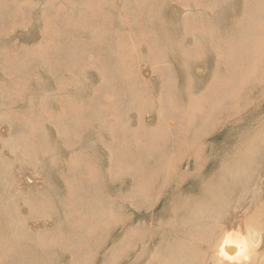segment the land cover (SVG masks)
<instances>
[{
	"label": "rangeland",
	"instance_id": "obj_1",
	"mask_svg": "<svg viewBox=\"0 0 264 264\" xmlns=\"http://www.w3.org/2000/svg\"><path fill=\"white\" fill-rule=\"evenodd\" d=\"M258 1L1 2L0 65L9 61V68L0 72V87L7 82L0 89V195L8 207L7 221L0 216L8 226L0 234V264H209L210 241L236 233L243 212L245 226L264 230V0ZM173 7L183 17L175 19ZM94 15L105 25L97 32L88 20ZM161 19L170 30L165 35ZM103 37L106 51L86 47ZM114 49L119 54L112 56ZM193 61L206 64L207 74L198 76ZM116 62L112 74L106 68ZM69 101L88 104L90 125L78 136L73 123L57 140L49 114H67ZM98 112L103 116L94 118ZM155 135L160 140L149 138ZM24 176H35V184ZM68 189L76 191L74 207ZM89 199L103 201L88 218L91 230L99 228L91 241L79 236Z\"/></svg>",
	"mask_w": 264,
	"mask_h": 264
},
{
	"label": "bare ground",
	"instance_id": "obj_2",
	"mask_svg": "<svg viewBox=\"0 0 264 264\" xmlns=\"http://www.w3.org/2000/svg\"><path fill=\"white\" fill-rule=\"evenodd\" d=\"M258 1V0H257ZM261 1V0H260ZM1 2H3V0H0V5L2 4V6H3V3H1ZM9 2V1H8ZM245 2V1H244ZM259 2V1H258ZM23 3V2H22ZM134 3V2H133ZM247 4V3H246ZM212 5V4H211ZM10 7V6H9ZM156 8V7H155ZM134 9V8H133ZM173 10H174V14L173 15H177V16H175L174 18L175 19H178V18H181V17H183L180 13L182 12V9H180L179 7H173ZM133 11V10H132ZM135 11H138V9L137 10H135ZM152 11V10H151ZM157 12V11H156ZM216 13H217V11H215ZM215 13V14H216ZM145 14V13H144ZM180 14V15H179ZM210 14V13H209ZM214 14V13H213ZM219 14V13H218ZM216 15V16H219V15ZM150 17V16H149ZM157 17V16H156ZM172 17V16H171ZM170 17V18H171ZM90 19H92V16L91 17H89ZM95 18H96V16H95ZM173 18V19H174ZM220 18H221V16H220ZM143 19V18H142ZM146 19V18H145ZM217 19V18H216ZM94 20V19H93ZM92 20V21H93ZM153 20V19H152ZM180 20V19H179ZM91 21V22H92ZM161 21V25H160V27H159V32L161 33V34H163V35H165V34H167V32L168 31H170V30H167L166 31V29H165V25H164V20H160ZM183 21V20H182ZM182 21H180L182 24H183V22ZM125 22V21H124ZM215 22V21H214ZM217 23V22H216ZM261 24H263V23H261ZM93 25H97V29H96V31L95 32H97V31H99L101 28H103L105 25L104 24H100V23H98L97 22V24H93ZM221 26V25H220ZM86 27V26H85ZM88 27V26H87ZM175 27H177V26H175ZM174 27V28H175ZM222 27V26H221ZM236 27V26H235ZM168 28V27H167ZM171 29L173 28V27H170ZM169 28V29H170ZM173 28V29H174ZM178 28V27H177ZM176 28V29H177ZM104 29V28H103ZM128 29V28H127ZM175 29V30H176ZM87 30V29H86ZM175 30H173V31H175ZM179 30V29H178ZM103 31V30H102ZM92 32V31H91ZM94 32V31H93ZM92 32V33H93ZM108 32H109V30H108ZM177 32V31H176ZM175 32V33H176ZM194 32H197L196 30L194 31ZM110 33V32H109ZM177 33H179V32H177ZM176 33V35L178 36V34ZM182 33V32H181ZM181 33L179 34V36L181 35ZM212 33V32H211ZM212 34H215V33H212ZM224 34V33H223ZM218 35V34H217ZM173 36H174V34H173ZM179 36L177 37V38H179ZM182 36V35H181ZM180 36V37H181ZM203 36L204 35H202V39H204L203 38ZM175 37V36H174ZM196 37V36H195ZM181 39H183V38H180V40ZM205 39H207V38H205ZM199 40V39H198ZM208 40V39H207ZM120 41V40H119ZM203 41H205V40H203ZM70 42H71V40H70ZM114 42V41H113ZM164 42V41H163ZM170 42L172 43V45L174 46V44L176 45V43H177V40L175 39L174 41H173V39H171L170 40ZM178 42H179V40H178ZM182 41H180V43H181ZM73 43H75V41L73 42ZM81 43V42H80ZM98 43H101V39L100 38H98L97 40H95V41H92L91 43H89V44H87V48L88 49H92V50H95V51H99V50H104V51H106V49L102 46V45H98ZM115 43V42H114ZM117 43V42H116ZM120 43V42H119ZM122 43V42H121ZM205 43H206V41H205ZM156 44V43H155ZM82 45V44H81ZM158 45V44H157ZM63 46V45H62ZM121 47V46H120ZM177 47V46H176ZM221 47V46H220ZM65 48V47H64ZM173 48V47H172ZM126 49H128V48H126ZM173 49H175V47L173 48ZM179 49H182V48H179ZM72 52V51H71ZM100 52H102V51H100ZM117 51H115V53H116ZM118 53V52H117ZM116 53V54H117ZM74 54V53H73ZM106 54V53H105ZM119 54V53H118ZM109 55V54H108ZM171 55V54H170ZM5 58H6V54H4L3 55ZM83 56V55H82ZM101 56V55H100ZM105 56V55H104ZM89 57V56H88ZM118 57V56H117ZM97 58V57H96ZM95 58V59H96ZM105 58V57H104ZM138 58H140V57H138ZM31 59V58H30ZM108 59V56H107V58H106V60ZM109 60H110V58H109ZM205 61L206 60H203V62L205 63ZM194 62V61H193ZM8 63H9V61L6 63V65H0V72L2 73V74H4V75H7V73H5L6 72V69H7V67H8ZM155 63V62H154ZM201 64V65H199V66H197L196 67V69H195V72H196V74L198 75V76H203L204 74H205V72H206V70H207V65H205V64ZM254 63V62H253ZM102 66H104V63H100ZM165 64V63H164ZM113 65V64H112ZM161 65H163V64H161ZM7 66V67H6ZM119 66V64L116 62V65L114 64L113 66H112V68H106V69H110L111 70V72H112V74H114L113 73V71L115 70V69H119L120 68V66ZM168 66V65H167ZM6 68V69H5ZM9 68V67H8ZM164 68H165V66H164ZM151 69V68H150ZM153 69V68H152ZM157 69V68H156ZM166 70H167V67H166ZM157 71H160V69L159 70H157ZM193 71V70H192ZM208 71V70H207ZM228 71V70H227ZM116 72H118V73H120V70H117V71H115V74H118V73H116ZM156 72V71H155ZM182 72H184V70L182 71ZM147 74V73H146ZM153 74V73H152ZM194 74V73H193ZM207 74V73H206ZM64 75V74H63ZM158 75V74H157ZM192 75V74H191ZM244 75V74H243ZM227 76V75H226ZM228 77V76H227ZM192 78V77H191ZM190 78V79H191ZM162 80V79H161ZM169 80V79H168ZM182 80V79H181ZM189 80V79H188ZM194 83L193 84H195V85H199L200 84V77H197L195 74H194ZM228 80H229V78H228ZM143 82V81H142ZM6 81L4 80L3 81V86L2 87H0V89H2V90H4V88H5V85H6ZM2 93V92H1ZM3 100V99H2ZM114 103V102H113ZM160 103V102H159ZM113 106V105H112ZM90 107V106H89ZM117 107V106H116ZM115 107V108H116ZM173 108V107H172ZM90 109V108H89ZM89 109H88V104H86L84 101H82V102H75V101H69V102H67V104H66V110H69L68 112H67V114H65L64 112H62V111H60V112H56V113H51V114H49V116H50V121L53 123V124H55L57 127H58V133H57V140H59V135L61 134V138L63 139V137H62V134H63V136H64V134L65 135H67L68 134V132H67V130H66V128H68V129H70V131H72V128H73V123L74 124H79L78 125V127H77V131H76V134H78V136H81V133H80V131H82V130H84L85 128H87V127H89V125H90V123L88 122V120H89V116H88V113H92V112H89ZM98 113H101V114H94V118H99V117H101V116H103L102 114H103V112H98ZM110 113L112 114L113 112H111L110 111ZM116 113V112H115ZM99 121V120H98ZM82 122V123H81ZM100 122V121H99ZM220 123V122H219ZM105 129V128H104ZM87 132H88V130H87ZM84 134H82V136H83ZM9 136H10V134H9ZM38 135H36L35 137H37ZM41 137V136H40ZM149 138H150V136H149ZM6 139V138H5ZM79 140V139H78ZM63 142H65L64 140H63ZM35 149H37L36 147H35ZM59 157V156H58ZM147 161V160H146ZM148 162V161H147ZM115 163H118V159L116 158L115 159ZM76 168V166H71L70 168H71V170H74L75 171V168ZM262 169V168H261ZM8 172H10V171H8ZM62 172V171H61ZM90 172H92L93 174H91L90 173V180L88 181L90 184H95L96 182H98V180L96 179L97 177H96V172H98V170L97 169H91L90 170ZM4 173H6L5 171H4ZM9 174V173H8ZM72 174H75L74 172H72ZM3 175V176H2ZM5 175L3 174V172L2 173H0V178L2 177H4ZM56 176V175H55ZM75 176H76V174H75ZM78 176V175H77ZM62 177V176H61ZM65 177H66V180H65V182L66 181H68L67 183L69 184L70 183V185L69 186H71V184L74 182V180L73 179H69L70 178V176L68 177V176H66V174H65ZM64 177V178H65ZM96 177V178H95ZM32 178V179H31ZM30 178V176H24V180H25V182L27 183V184H29V183H32L33 184V180H34V178H35V176L34 177H31ZM46 178V177H45ZM47 179H49V178H47ZM72 180H73V182H72ZM50 182V181H49ZM48 181H46V184H45V186L47 187V188H50V189H52L54 186L52 185V183L50 184ZM63 182V181H62ZM66 183V184H67ZM27 184H25V185H27ZM35 184V183H34ZM33 184V185H34ZM54 184V183H53ZM84 184V183H83ZM82 184V185H83ZM29 185H31V184H29ZM81 185V186H82ZM68 186V187H69ZM73 186V185H72ZM71 186V187H72ZM81 186H79V187H81ZM86 186L88 187L89 186V184L88 185H85L84 187H83V189H82V191H80L79 192V195H83V194H86L85 193V189H86ZM23 187H25V186H23ZM27 187V186H26ZM78 187V188H79ZM70 188V187H69ZM69 190V192L71 193V197H66V198H68V200L70 199V201H71V199L73 200V202H71L72 204H73V206H71V207H74L76 204H75V202H74V199H73V194L74 193H76V191L74 190V189H68ZM97 193L99 194V196H101V197H103V199H105V196L103 195V192L98 188V190H97ZM65 194V193H64ZM67 194V193H66ZM42 195V194H41ZM50 195V194H49ZM43 196V195H42ZM45 196V195H44ZM54 196V195H53ZM52 196V197H53ZM63 196V195H62ZM85 197V196H84ZM36 198V197H35ZM42 198V197H41ZM48 198V197H47ZM49 198H50V196H49ZM58 198V197H57ZM2 199V196L0 195V216L1 215H3V216H1V218L3 217V218H5V220L7 221V219H6V214H7V205H6V203L3 201V200H1ZM43 199V198H42ZM61 199V198H60ZM114 199V198H113ZM50 200V199H49ZM6 201V200H5ZM46 201V200H45ZM42 202V201H41ZM69 202V201H68ZM83 202H84V199H83ZM87 202L88 203H86L87 204V206H88V209L90 210V212H87L86 211V209L83 207V206H86V204H82L83 206V208L85 209H83L84 211H86V213H85V215H86V219L84 218L85 217V215H84V217L82 216V213H81V217H82V219H83V221L84 220H86L83 224H82V229H81V231H80V234H79V236L80 237H82V239H83V237L85 238V239H87V240H89V241H91V238L93 237V236H95V234H97V236H98V229L99 228H97V225H95L94 227L95 228H93L92 230H91V227H90V221H89V215L91 216V217H95L94 215V212H97V210H99V208H102V206H103V201H102V199H100V202L98 201V199H94V200H90L89 199V201L87 200ZM28 203V202H27ZM70 203V202H69ZM70 203V204H71ZM99 203V204H98ZM257 205V204H256ZM45 206V205H44ZM86 206V207H87ZM232 206V205H231ZM234 206V205H233ZM256 207V206H255ZM69 208V207H68ZM258 208V207H257ZM70 209V208H69ZM71 209H73V208H71ZM79 209H80V207H79ZM87 209V210H88ZM80 210H82V209H80ZM79 210V211H80ZM82 210V211H83ZM94 210V211H93ZM233 210H235V209H233ZM73 211H74V209H73ZM79 211L77 212V213H79ZM137 211V210H136ZM48 212V211H47ZM70 212V211H69ZM252 212V211H251ZM66 214V213H65ZM70 214H72V212L70 213ZM97 214H99V212L97 213ZM191 214V213H190ZM10 215V214H9ZM75 215H76V213H75ZM229 215V214H228ZM70 216V215H69ZM68 216V217H69ZM247 216H248V213L245 211V212H243L242 213V217H240L241 218V220H242V218H244V219H246L247 218ZM250 216V215H249ZM253 216V215H252ZM9 217V216H8ZM67 217V218H68ZM72 217V216H71ZM79 217H80V214H79ZM78 217V219H80ZM221 217V216H220ZM235 217V216H234ZM77 218H73V220L74 221H76L77 222V220H78ZM93 219V218H92ZM133 219V218H132ZM237 219V218H236ZM235 219V220H236ZM67 220V219H66ZM69 220H71V219H69ZM98 220V219H97ZM240 220V224H239V227H238V229H237V226H236V228L235 229H237L236 230V233H232V235H227V236H225V237H223V238H220V240H217L216 239V242H215V245L213 246V250H212V253H211V259L210 260H208V262H209V264H222L223 262H225V263H227V264H264V257H261L263 254H264V250H263V247H264V245H262V242H264V230H261V228L259 227V226H257L255 223H250L249 221V223L251 224V226L249 227V226H245V224H244V222H242ZM3 222V221H2ZM252 222V221H251ZM29 223V222H28ZM65 223H70V222H65ZM106 223V222H105ZM97 224V223H96ZM128 224V223H127ZM249 224V225H250ZM5 225H6V223H5ZM29 225V224H28ZM229 225V224H228ZM3 226H4V224H3ZM3 226H1V220H0V234H2V233H4V231L2 230V229H4L5 227H3ZM235 227V226H234ZM7 228H8V226H7ZM7 228H5V229H7ZM68 228V227H67ZM243 228V229H242ZM257 229V230H256ZM12 230V229H11ZM260 230L263 232V233H261L260 232ZM5 231H8V230H5ZM10 231V230H9ZM8 231V232H9ZM13 231V230H12ZM15 231V230H14ZM91 231V232H90ZM235 231V230H234ZM103 233V232H102ZM133 233V232H132ZM224 233L226 234V232L224 231ZM11 234H12V232H11ZM104 234V233H103ZM14 235V234H13ZM240 236L239 238H235L234 239V236ZM243 236V237H242ZM263 236V237H262ZM14 237H16V235H14ZM260 237H262L261 239H259ZM13 238V237H12ZM80 240V241H83V240ZM11 241H12V239H10ZM93 241V240H92ZM88 242V241H87ZM212 242H214V241H210V243L209 244H212ZM44 243V242H43ZM42 243V244H43ZM90 243V242H89ZM41 244V245H42ZM40 245V247H42ZM85 245V244H84ZM87 245V244H86ZM91 245V244H90ZM93 245V244H92ZM91 245V246H92ZM31 247H32V244H31ZM44 248V247H43ZM92 248V247H91ZM30 249V248H29ZM32 249V248H31ZM35 250V249H34ZM43 250V249H42ZM218 251V252H217ZM50 253H51V251H49ZM33 254H35V253H33ZM174 254V253H173ZM32 255V254H31ZM51 255V254H50ZM34 255H32V257H33ZM39 256V255H38ZM24 257H26V256H24ZM51 258H52V256H50ZM35 258V257H34ZM33 258V259H34ZM51 258H49V259H51ZM41 258L40 257H37L35 260L36 261H38V260H40ZM168 259V258H167ZM31 261V260H30ZM222 261V262H221ZM26 263V262H25ZM204 263H205V261H204ZM32 264H34V262L32 261ZM42 264V263H41ZM208 264V263H207Z\"/></svg>",
	"mask_w": 264,
	"mask_h": 264
},
{
	"label": "crops",
	"instance_id": "obj_3",
	"mask_svg": "<svg viewBox=\"0 0 264 264\" xmlns=\"http://www.w3.org/2000/svg\"><path fill=\"white\" fill-rule=\"evenodd\" d=\"M95 16H96V15L92 16V19H90V18L88 19L89 22H91V21L94 19V20L91 22V24H97V20H98V18H95ZM96 17H98V16H96ZM102 42H104V43H103V47L106 46V48H105V47H104V48L107 50V49H108V45H107V43H106L104 37H103V39H101V45H102ZM115 51H116L115 49L111 51V55H112V56H114ZM193 64H195V65H194L195 67H194V66H193V67H194V69H196L197 66H199V65H201V64H203V63H200V64H199V63H194V62H193ZM205 65H206V64H205ZM120 72H121V70H120ZM116 73H118V72H116ZM205 73H206V72H205ZM113 136H114V138L117 137V131L113 132ZM156 138H158V139L160 140V138H159L158 136H156V135H155L154 138H153L152 136H150V139H152V140H154V141H156ZM156 143H157V142H156ZM153 149H154V147L150 145L146 150H148L149 153H153V154H154ZM154 150H155V149H154ZM156 150H157V149H156ZM240 220H241V219H240ZM241 221H242V220H241ZM242 222H243V221H242ZM227 235H232V233H226L225 236H227ZM225 236H224V237H225ZM239 237H240V236L237 237V236L235 235V236H234V239H235V238H239ZM242 237H243V236H242ZM215 242H216V240H215L214 242H212V244L210 245V252H211V247H212V250H213V246L215 245ZM217 252H218V251H217ZM211 253H212V252H211ZM210 259H211V258H210V256H209V259H208V260H210Z\"/></svg>",
	"mask_w": 264,
	"mask_h": 264
}]
</instances>
